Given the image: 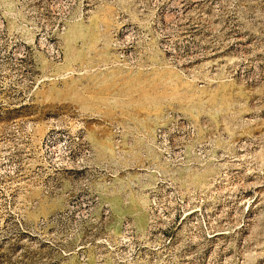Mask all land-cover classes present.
I'll return each instance as SVG.
<instances>
[{"label": "rangeland", "instance_id": "obj_1", "mask_svg": "<svg viewBox=\"0 0 264 264\" xmlns=\"http://www.w3.org/2000/svg\"><path fill=\"white\" fill-rule=\"evenodd\" d=\"M23 15L0 264H264V0H56L37 35Z\"/></svg>", "mask_w": 264, "mask_h": 264}, {"label": "built area", "instance_id": "obj_2", "mask_svg": "<svg viewBox=\"0 0 264 264\" xmlns=\"http://www.w3.org/2000/svg\"><path fill=\"white\" fill-rule=\"evenodd\" d=\"M56 0H18V4L22 5V16H20L17 12H10L7 11L3 5L0 3V42L2 37L4 36H14V31L12 30L10 26V19H12L15 23H24L27 25V22H22L24 20L23 13L25 12L28 14L31 18L35 19V24H31L30 28H33L35 30L36 35L41 32V27L39 26V21L41 20L43 16V5L45 3H49L51 5L55 4ZM59 1V0H58ZM76 1V0H75ZM15 45L17 44V39H15ZM16 48H18L23 53L26 52V44L18 45ZM124 259H118V261H122ZM121 264V263H120Z\"/></svg>", "mask_w": 264, "mask_h": 264}]
</instances>
